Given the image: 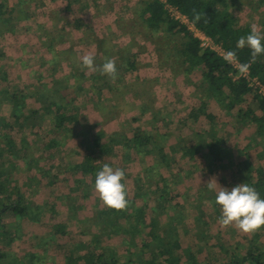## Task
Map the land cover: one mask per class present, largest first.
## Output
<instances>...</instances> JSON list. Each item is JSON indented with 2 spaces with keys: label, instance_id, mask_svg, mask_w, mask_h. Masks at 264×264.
I'll return each instance as SVG.
<instances>
[{
  "label": "rangeland",
  "instance_id": "rangeland-1",
  "mask_svg": "<svg viewBox=\"0 0 264 264\" xmlns=\"http://www.w3.org/2000/svg\"><path fill=\"white\" fill-rule=\"evenodd\" d=\"M5 1L9 11H14L5 17L14 16L17 19L24 16V19L16 24L13 33L0 32V87L5 85L1 83L2 78L9 75L7 85L27 96V108L38 113L32 115L27 123L18 125L12 116V103L6 102L8 96L0 94V119H5V124L0 122V153L7 148L4 136L8 134L17 145L21 139H26L31 146L30 158L37 159V162L33 160L35 167L30 168L27 166L30 159L22 157L15 161L12 155L6 154L0 159V171L8 169L13 183L23 189L27 199L38 205L42 216L37 222H16L12 216L3 220L4 228L1 231L6 235H0V250L7 254L3 259L4 264H65L69 245L79 244L80 252L85 253L81 245L93 241L94 234L101 235L99 243L115 248L121 262L127 260L128 247L123 237H106L94 222L97 211L103 205L90 177L86 178V186L78 188L77 181L82 175L75 173L70 176L66 172L69 163L79 164L89 156L101 167L108 164L113 169H123V183L136 202L134 206L145 208L148 218L153 217L156 210L159 215L158 233L165 238L171 232L172 224L167 213L164 214V200L160 199L163 192L157 189V185L165 189L166 183L160 181L156 174L148 176L145 170V166H153L158 159L132 152L124 160V150L120 145L116 147L114 155L102 156L95 147L81 146L82 137L79 134L86 130L90 133L88 141L97 138L100 133H104L106 138L115 133L133 136L137 128L154 137L162 134L164 138L160 137V141L166 145V153L170 155L168 148L172 145L197 143V134L206 137L209 129L214 127L226 142V147L232 148L235 154L231 160L230 157L225 159V165L212 172L204 161L198 159L190 164L187 161H173L172 169H162L169 185L166 200L173 206L170 214L179 215L182 219L179 227L181 243L184 246L197 243L205 248L200 257V260L206 259L203 264H219L220 260L230 259L217 248L220 244L237 256H241L244 248L251 246L264 251V228L245 234L233 226L222 228L218 224L221 209L220 206L217 209L213 207L214 192L210 194L211 198H205L202 206L206 224L194 229L195 224L197 226L195 214L198 213V196L202 190H208L206 184L212 177H216L218 184L229 190L242 183L252 186L251 182L239 180L238 171L240 169L243 175H247L242 165L248 157L255 167L264 165V139L257 133L255 124L244 126L241 132H237L240 126L238 118L228 116L214 100L206 98L207 82L200 72L181 73L182 68L179 69L173 56L181 48L183 35L147 28L141 11L148 0H83L79 4L72 3L70 10L63 0ZM227 1L230 11L243 24H256L261 35H264V4L261 0ZM220 7L223 8V4ZM78 19L80 28L76 25ZM48 47L53 52L47 50ZM122 50L125 52L123 55ZM86 53L94 56L97 69L106 58L115 59L117 78L112 80L100 71L90 72L83 68L78 57ZM131 55L136 58L137 68L125 71L126 65L121 66V63L125 59H132L129 58ZM171 65H175V68H171ZM227 73L235 80L243 75L232 67ZM93 75L98 77L94 80ZM55 89H59L63 97L56 95ZM40 93L45 96L42 103L37 101ZM200 96L209 101L208 110L216 115L214 125L203 116L196 121L189 117L192 107L200 104ZM246 98V102L240 106L243 109L250 102L251 95ZM54 99L59 103L61 99L64 104L69 103L65 114H77V108L81 114L78 116L77 138L61 136L59 139L65 146L60 148L63 151L57 152L56 157L44 152V145L55 136L49 130L55 120L43 110V104H50ZM32 120L43 127L33 126ZM180 158L182 152L178 146L175 160ZM5 164L9 165L5 167ZM41 170L50 171L51 177L57 174L58 180L50 184ZM29 178H38L40 183L36 187H27L25 183ZM33 185H36L35 182ZM58 225L65 227L69 239L56 234ZM199 231L211 237L206 247L208 239L197 242L195 233Z\"/></svg>",
  "mask_w": 264,
  "mask_h": 264
},
{
  "label": "trees",
  "instance_id": "trees-1",
  "mask_svg": "<svg viewBox=\"0 0 264 264\" xmlns=\"http://www.w3.org/2000/svg\"><path fill=\"white\" fill-rule=\"evenodd\" d=\"M66 1V8L70 10L72 3L79 4L83 0H63ZM97 1V0H94ZM264 4V0H261ZM223 4V8L220 7ZM8 3L5 0L0 1V32H12L18 23L23 22L24 16L18 17H5L6 14L10 15L14 12L12 9L9 11L7 8ZM166 5H171L178 8L184 15H186L192 23L201 32L210 37L215 43L221 45L227 52L235 51L237 54V60L243 63H249L251 61V50L247 46L243 49L236 47L238 40L243 36L246 37L251 33V25L243 24L234 13L230 11V5L227 0H148L145 2L144 8L141 11V17L146 25L152 31H163L167 34L180 33L183 36L184 41L180 45V49L175 51L174 58L177 59L179 69L181 73L190 74L192 72H200L202 78L207 82V88L205 89L208 93L206 98L214 100L218 106H220L228 116H236L238 118L239 127L237 132H241L244 126L255 124L257 127V133L264 139V95L258 90L253 89L249 86L248 82L243 79H237L230 77L227 72L231 70V65L218 53L211 49L201 48V41L194 33L184 24L173 19ZM194 12L201 14V20L196 21L194 18ZM15 22V23H14ZM77 28H80V20H77ZM10 28H7V27ZM264 43V41H262ZM49 51L53 52L51 47H48ZM122 55L125 53L121 51ZM1 56V55H0ZM132 59H125L121 66L126 65L125 71L135 69L136 58L131 55ZM264 54H261L256 58V62L251 64L250 75L253 78H257L264 87V62L262 59ZM171 68H175V65H171ZM178 74V73H177ZM98 76L93 75L92 79H96ZM9 75H5L1 83H5L0 87V94L7 95L6 102L12 103V116L18 125L25 124L30 120L32 115H36L38 111H33L31 108H27L26 98L27 96L22 95L21 91L13 90L7 85ZM10 79V78H9ZM108 85V83H107ZM55 94L63 97L59 89H55ZM60 94V95H59ZM251 95V99L245 109L241 108L243 103L246 102V97ZM45 96L40 93L37 101L44 100ZM203 96L198 97L200 104L192 107L189 112V117L193 120H199L203 116L206 121L211 124H215L216 115L208 110L210 104L206 101ZM54 99L50 101V104H43V107L48 114H51L55 120L54 125H50L49 130L55 135L48 144L44 145V152L51 154L56 157V153H61V147L65 144L60 141V137L63 135H72L77 138L76 133L79 132V108H77V114H65L64 110L66 105L60 101ZM1 103V102H0ZM81 110V108H80ZM26 111L28 115H26ZM31 121L35 127H43L40 123ZM0 122L5 124V119H0ZM76 123V124H75ZM70 124L72 125L70 127ZM78 125V126H77ZM12 126V125H11ZM9 126V127H11ZM214 127L209 129L206 137L197 134V143H183L182 146L172 145L168 148L170 155L166 153V145L160 141V137L164 138V135L159 134L158 137H154L148 132H144L137 128L134 131L133 136L126 134L115 133L110 137L106 138L104 133H100L97 138L89 139L90 134L88 130L83 131L79 134L82 137L81 145L87 147H95L102 156L114 155L117 146H122L124 150L123 159L125 160L132 154V152L143 157L153 156V159H158V162L153 166H145V170L148 176L153 177L152 174L158 175L160 181L166 183V188H162L157 185V189L163 193L160 196L161 200H164L163 211L167 213L170 218L169 221L172 224V230L169 234L161 236L158 233L159 215L154 210L153 217H147L146 209L135 207L133 200L127 192V199L129 200V206L125 210L116 211L109 209L105 206L97 211V215L94 218V222L97 228L104 233L106 237H123L126 246L128 247V257L124 262H121L117 258V251L114 247L106 246L101 243V235L94 234L93 241L89 243H83L81 245L85 248V253L80 252L79 244L69 245L67 248L65 264H203V260H200L203 256L205 248H201L197 243L189 244L184 246L181 243V235L179 234V227L182 224V219L179 215L170 214V210L173 206L168 203L166 196L169 195L167 180L162 173V169L167 167L168 170L172 169L174 163H180V161L196 162L198 159L202 160L207 164V168L214 172L219 166H223L226 158L230 157V160L235 156L232 148L226 147V142L217 134ZM73 132V134H72ZM10 135H5L4 143L6 149L0 153V159L6 154L12 155L15 161L19 158L30 159L28 167H35L33 160L37 162V159L30 158L32 153L30 152V144L26 139H21V143L13 140ZM106 140V141H104ZM89 142V143H88ZM178 146L182 152V158L176 159ZM58 149V151H56ZM242 153V152H241ZM55 154V155H54ZM172 157V158H171ZM160 159V160H159ZM147 162V160L145 161ZM144 162V163H145ZM147 164V163H145ZM9 165V164H7ZM5 164V167H7ZM243 168L247 175H243V172L239 169L240 175L239 180H246L251 182L252 186L257 190L260 197L264 199V165L261 167H255L248 157L244 163ZM102 170L101 165L93 162L91 156L86 157L84 161L79 164H68L66 172L71 176L72 174H80L82 177L77 181L78 188L84 187L88 183L86 178L90 177L91 183L95 185L96 173ZM43 175L47 178L50 184H54V180H58L59 176L53 175L51 177L50 171H43ZM256 174V175H255ZM68 175V176H69ZM238 175V174H237ZM236 175V176H237ZM255 175V176H254ZM8 169L4 168L0 171V235L5 234L1 231L4 228L2 225L3 220L6 217L12 216L16 222L23 220H31L34 222L39 221L42 216V212L37 207L33 200L27 199L23 193V189L18 184L13 183V179L10 178ZM254 181V182H253ZM15 182V181H14ZM35 182V186L33 185ZM40 183L38 178H29V181L25 183L27 187H36ZM209 190H202L198 196V203L196 208L198 213L195 214V224L198 229L206 224V214L202 209L205 198H211ZM2 194L5 196L1 197ZM87 196V194H86ZM214 208L217 209L218 205L213 204ZM79 209L81 207L79 206ZM155 209V208H153ZM166 211V212H165ZM197 212V211H196ZM153 214V213H152ZM157 214V215H155ZM149 220V221H148ZM56 234L67 238V231L63 225H58L55 228ZM197 242H205V247L209 243L211 238L204 232L195 233ZM146 238H143V237ZM128 240V241H127ZM219 249L228 257L229 260H220L219 264H264V251L259 248L249 247L244 248L241 256H237L233 251L228 249L224 244L217 246ZM202 254V255H201ZM7 254L0 250V264L3 263V259ZM2 262V263H1ZM4 264V263H3ZM13 264V263H8Z\"/></svg>",
  "mask_w": 264,
  "mask_h": 264
},
{
  "label": "clouds",
  "instance_id": "clouds-1",
  "mask_svg": "<svg viewBox=\"0 0 264 264\" xmlns=\"http://www.w3.org/2000/svg\"><path fill=\"white\" fill-rule=\"evenodd\" d=\"M194 18L198 22L201 14L194 12ZM264 35H261L256 24H252L251 33L246 37H241L236 47L243 49L245 46L251 50V61L249 63L238 64V71L247 74L251 64L256 62V58L264 54ZM224 59L233 63L237 61L235 51H228ZM82 67L90 72L100 71L112 80L117 78V67L115 59L106 58L103 65L97 69L94 65V56L86 53L78 57ZM238 63V62H237ZM125 172L123 169H113L108 164H104L102 170L96 173L94 191L102 205L116 211L125 210L129 206L125 183ZM210 192L215 193V203L220 206L221 215L218 224L222 228L235 227L242 233L249 234L264 228V199L257 190L248 183L239 184L230 190L220 186L216 177H212L206 184ZM207 203V201H205Z\"/></svg>",
  "mask_w": 264,
  "mask_h": 264
},
{
  "label": "built area",
  "instance_id": "built-area-1",
  "mask_svg": "<svg viewBox=\"0 0 264 264\" xmlns=\"http://www.w3.org/2000/svg\"><path fill=\"white\" fill-rule=\"evenodd\" d=\"M166 7H167V10L170 16L173 19H175L176 21H179L181 24L186 25L194 33V35L198 39H200L201 48L214 50L218 53V55L224 58L227 51L221 45L215 43L210 37H208L206 34H204L199 29H197L194 23H192L190 19L186 15H184L178 8L173 7L171 5H166ZM229 64L232 66V68H234L235 70H238V64H241V63L237 60L236 62L229 63ZM240 78L245 79L248 82L250 87L254 88L255 90H258L262 95H264V87L262 83L257 78H253L250 75V70L248 71L247 74L241 75Z\"/></svg>",
  "mask_w": 264,
  "mask_h": 264
}]
</instances>
